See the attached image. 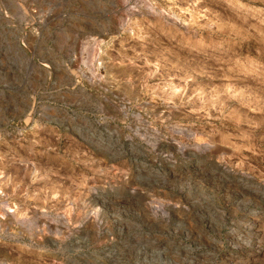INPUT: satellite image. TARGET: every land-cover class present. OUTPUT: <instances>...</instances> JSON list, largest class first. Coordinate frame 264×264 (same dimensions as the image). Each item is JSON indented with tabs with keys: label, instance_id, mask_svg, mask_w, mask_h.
Returning a JSON list of instances; mask_svg holds the SVG:
<instances>
[{
	"label": "rangeland",
	"instance_id": "rangeland-1",
	"mask_svg": "<svg viewBox=\"0 0 264 264\" xmlns=\"http://www.w3.org/2000/svg\"><path fill=\"white\" fill-rule=\"evenodd\" d=\"M0 264H264V0H0Z\"/></svg>",
	"mask_w": 264,
	"mask_h": 264
}]
</instances>
